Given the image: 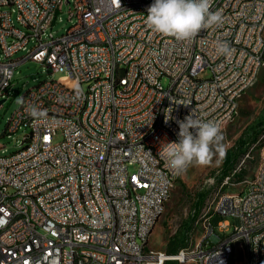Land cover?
<instances>
[{"label": "built area", "instance_id": "obj_1", "mask_svg": "<svg viewBox=\"0 0 264 264\" xmlns=\"http://www.w3.org/2000/svg\"><path fill=\"white\" fill-rule=\"evenodd\" d=\"M152 3L0 0V108L26 61L74 83L87 78V89L45 81L17 102L5 135L24 133L26 152L0 155V192L11 197V205L0 199V264H231L241 253L245 264H264V150L253 177L225 178L221 189L240 190L216 195L219 211L207 203L185 249L171 256L149 247L157 214L182 174L162 146L179 142L177 121L193 109L222 132L238 115L264 68V0H224L223 25L190 41L153 32L146 23ZM66 7L72 26L56 37L53 26ZM223 43L230 55L220 52ZM20 52L27 54L14 60ZM117 71H124L121 85L112 83ZM205 72L210 77L200 78ZM33 107L40 115L30 114ZM216 216L224 219L217 225ZM227 218L239 223L233 231Z\"/></svg>", "mask_w": 264, "mask_h": 264}, {"label": "rangeland", "instance_id": "obj_2", "mask_svg": "<svg viewBox=\"0 0 264 264\" xmlns=\"http://www.w3.org/2000/svg\"><path fill=\"white\" fill-rule=\"evenodd\" d=\"M4 10V9H3ZM72 22L69 18V9L66 7L63 13L53 26L52 32L56 37L62 36L70 27ZM32 45L29 46V49ZM26 52H20L16 54L13 59L20 61L26 56ZM0 58L1 50H0ZM210 77L208 72L201 75L200 78L207 79ZM56 81L67 87H78V82H72L69 78L61 73L53 74L48 69L47 65L35 61H26L20 64L13 77V81L10 89L7 90L5 103L0 108V155L12 154L17 152L23 146V140L25 138L24 133L14 134L12 136L5 135L8 123L11 120L13 114L18 109L17 102L21 101L22 96L30 89L40 85L45 81ZM162 85L167 88L170 85L169 78H163L161 80ZM87 89V85H84ZM0 101H3L0 99ZM264 111V68L262 69L259 79L256 80V84L252 87L240 101V109L235 119L229 123L223 132L225 137L223 141L222 153L215 148L213 149V157L209 165L207 166H190L186 172H183L176 182V186L172 191L171 198L166 203L164 213L159 219L157 226L155 227L151 238L149 240V247L154 251H166V245L172 235L176 233L180 225L189 216L191 211L193 200L191 199L196 193L204 189H212L209 194L205 205L213 202L223 193H234L240 190V187L225 186L221 189V185L217 186V177L220 175L222 167V156L228 149L233 147L236 141L239 139L243 131L252 122L258 119ZM63 141L62 133H58L55 138L56 143ZM264 150V135L261 138V142L254 145V151L252 159L247 164L246 177L251 178L254 176L257 166L260 161L262 151ZM136 167H131L130 172H135ZM208 203V204H209ZM201 211V212H202ZM230 220L232 227L230 231H233L234 226L239 225L238 221L233 218H227ZM224 219L221 216L214 218V224L217 225ZM198 231V228L194 226V232ZM218 232V231H217ZM223 236V234H221ZM245 256L243 253L238 254L234 259V264H245Z\"/></svg>", "mask_w": 264, "mask_h": 264}, {"label": "clouds", "instance_id": "obj_3", "mask_svg": "<svg viewBox=\"0 0 264 264\" xmlns=\"http://www.w3.org/2000/svg\"><path fill=\"white\" fill-rule=\"evenodd\" d=\"M213 0H154L148 8L146 23L158 34L172 36L179 41L194 39L201 30L221 26L224 17L220 11H210ZM220 52L230 55L232 49L227 43L220 45ZM170 112V109L167 110ZM30 114L38 116L36 108ZM170 116L166 115L165 123ZM179 125V142L163 144V155L168 165L177 173L186 172L190 166H207L213 157V149L223 150L225 139L220 125L215 121H203L195 110Z\"/></svg>", "mask_w": 264, "mask_h": 264}, {"label": "trees", "instance_id": "obj_4", "mask_svg": "<svg viewBox=\"0 0 264 264\" xmlns=\"http://www.w3.org/2000/svg\"><path fill=\"white\" fill-rule=\"evenodd\" d=\"M264 135V111L262 115L252 122L249 126L245 128L239 139L236 141L235 145L228 149L226 153L222 156V167L220 175L217 177V186L221 185L225 178L233 176L236 181H241L247 175V164L251 160H247L246 164L241 167V169L235 173L241 164L245 156L250 152L251 148L261 142V138ZM213 188L204 189L196 193L191 199L193 200V205L189 216L183 221L178 230L174 235H172L166 245L165 253L167 255H177L183 249H185L189 243L190 239L194 234L195 223L205 205V202L212 192ZM165 264H179L176 261H167Z\"/></svg>", "mask_w": 264, "mask_h": 264}, {"label": "bare ground", "instance_id": "obj_5", "mask_svg": "<svg viewBox=\"0 0 264 264\" xmlns=\"http://www.w3.org/2000/svg\"><path fill=\"white\" fill-rule=\"evenodd\" d=\"M219 6H224V0H217V4H212L211 11H219ZM97 47H106V40H97ZM124 80V71H117L112 74V83L113 85H121ZM257 80V79H256ZM78 82V87L82 88L84 85H87V78H77L75 80ZM52 82H56L52 80ZM42 88V83L32 89L29 92H36ZM26 152V142L23 143V146L18 150V154H25ZM190 168V167H189ZM188 168V169H189ZM177 181H173L172 191L176 186ZM0 199L4 200V205H11V197L9 192H0ZM166 203L164 204L165 210ZM222 208V196L216 198L213 202L208 204V211H219ZM23 214H30V207H23ZM162 214H157V221L161 218ZM55 256H62V248H55ZM186 258H194L193 250H186ZM37 263H44V252H37ZM231 264H234V261H231Z\"/></svg>", "mask_w": 264, "mask_h": 264}]
</instances>
